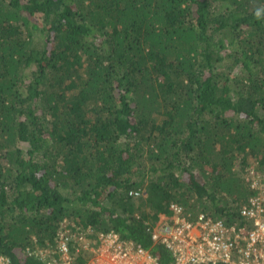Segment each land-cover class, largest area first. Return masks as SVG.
Instances as JSON below:
<instances>
[{"label": "trees", "instance_id": "obj_1", "mask_svg": "<svg viewBox=\"0 0 264 264\" xmlns=\"http://www.w3.org/2000/svg\"><path fill=\"white\" fill-rule=\"evenodd\" d=\"M251 172L264 173V0H0L9 264H47L66 231L93 246L115 232L172 264L160 216L177 204L243 226Z\"/></svg>", "mask_w": 264, "mask_h": 264}, {"label": "built area", "instance_id": "obj_2", "mask_svg": "<svg viewBox=\"0 0 264 264\" xmlns=\"http://www.w3.org/2000/svg\"><path fill=\"white\" fill-rule=\"evenodd\" d=\"M250 186L256 193L240 210L247 220L243 226H230L204 213L190 218L182 207L172 204L171 214L161 215L153 226L154 241L165 244L172 264H264V173L253 177ZM59 239V255L45 257L47 264H76L78 253L88 254L82 257L86 264H161L149 250L121 240L115 232L100 233L97 246L67 231ZM0 264L9 260L0 257Z\"/></svg>", "mask_w": 264, "mask_h": 264}, {"label": "rangeland", "instance_id": "obj_3", "mask_svg": "<svg viewBox=\"0 0 264 264\" xmlns=\"http://www.w3.org/2000/svg\"><path fill=\"white\" fill-rule=\"evenodd\" d=\"M252 172H253V171H252ZM252 172L250 173V175H252ZM258 175H259V174H254V175H252L251 178L248 177V179L251 180L253 177H255V176L257 177ZM67 232H68V231H67ZM43 248H45V247H42V248L39 247V250H41V249H43ZM43 250H44V249H43ZM46 251H47V249H46Z\"/></svg>", "mask_w": 264, "mask_h": 264}]
</instances>
